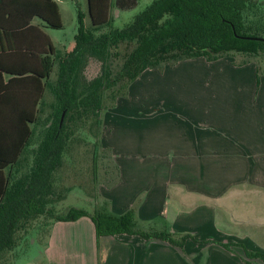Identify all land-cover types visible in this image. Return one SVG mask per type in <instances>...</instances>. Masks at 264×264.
<instances>
[{
	"label": "crops",
	"instance_id": "1",
	"mask_svg": "<svg viewBox=\"0 0 264 264\" xmlns=\"http://www.w3.org/2000/svg\"><path fill=\"white\" fill-rule=\"evenodd\" d=\"M32 24L50 42L47 31L58 30L38 18ZM15 52L13 29L0 31V84L13 76V68L32 63ZM226 57L190 58L203 76L162 79L140 94L136 111L122 99L105 115L102 145L115 172L99 184L98 205L112 214L132 213L145 231L190 233L196 241L188 239L180 248L128 234L97 239L89 216L55 222L72 230L75 241L86 234L91 255L89 261L76 257L78 264H98L99 246V264H264L246 257L241 247L216 243H242L264 253V68L259 75L254 57ZM152 73L156 68L144 70L129 91Z\"/></svg>",
	"mask_w": 264,
	"mask_h": 264
},
{
	"label": "trees",
	"instance_id": "2",
	"mask_svg": "<svg viewBox=\"0 0 264 264\" xmlns=\"http://www.w3.org/2000/svg\"><path fill=\"white\" fill-rule=\"evenodd\" d=\"M137 1L87 0L91 25L85 26L79 10L74 47L67 51L54 47L32 24L38 18L44 27L63 28L55 0H0V31L13 29V50L18 51L13 56L32 62L13 68V76L0 84V264H14L17 247L26 237L32 238L45 215L50 221L89 216L97 239L128 234L180 248L188 239L195 240L190 233L145 231L130 212L70 209L58 214L50 204L60 196L55 176L75 129L85 119L99 116L106 93L120 92L116 102L144 70L167 63L195 57L210 61L231 53L257 60L264 54V25L248 16V0H153L123 28L101 32L111 21L112 7L126 10ZM4 15L6 19L1 18ZM124 44L132 47L116 68ZM92 60L99 62V72L88 77L85 72ZM257 61L263 71L264 59ZM47 92L52 97L48 102ZM93 163L95 177V159ZM216 243L230 250L241 247L246 257L264 262V253L242 243Z\"/></svg>",
	"mask_w": 264,
	"mask_h": 264
},
{
	"label": "rangeland",
	"instance_id": "3",
	"mask_svg": "<svg viewBox=\"0 0 264 264\" xmlns=\"http://www.w3.org/2000/svg\"><path fill=\"white\" fill-rule=\"evenodd\" d=\"M152 1L138 0L134 7L126 10L112 7L110 10L111 21L108 25L101 27V32H107L113 28H123ZM56 2L59 6L63 28L48 30L47 34L54 47L63 49L74 43V36L78 27V11H81L86 27L91 25V20L88 14L87 0H56ZM248 3L251 8L249 9L248 16L254 21L259 22V24L264 25V0H248ZM131 47V44L121 46V55L114 63L116 68L120 66L124 56L130 51ZM232 54L234 53L226 57L227 60H230ZM261 59H264V54L257 58V60ZM257 60L254 59V61L258 62ZM191 62L195 63V61L189 59L183 60L178 65L177 63H167V70L165 69V65L161 68H156V72L158 73H154V77H152V73L149 81L142 82V85H138V83L134 84L130 92L131 83L126 95L117 99L116 102L115 97L120 92H117L115 95H112L111 92L106 93L104 107L99 116L85 119L81 128L75 129L74 136L68 143L63 155V164L59 168L58 173H56L54 181L55 190L57 193H60V196L51 199L50 203L56 213L64 214L69 212L70 209L72 211L86 210L91 213H94V211H108L107 208L97 203L99 184L112 180L115 172L109 152L102 145L108 131L105 125L107 111L111 110L112 107H116L119 100L122 101V99H125L126 107L130 105L131 109L136 111L140 94L154 89L156 83L162 79L172 80V78L178 77L184 81L185 78L203 76V69L193 67L194 65ZM164 71L166 74L160 76V73L163 74ZM260 71L259 75L262 73V69ZM98 72L99 62L92 60L85 73L88 77H93ZM45 99L47 102L52 99L48 92ZM97 119L103 120V123L97 124ZM94 159L96 161L95 177ZM50 220L46 215L40 217L38 228L32 238L26 237L22 241L23 243L17 247L19 256L16 258L14 264H68L69 260L70 264H78L76 257H81L82 261H89L91 253L86 234L83 233L75 241L69 238V234L72 236V230L71 232L70 230L66 232V229L62 225L61 227L56 225L57 223L55 222L59 221ZM64 238L70 239V242L68 240L64 242ZM102 258L99 246L98 264L101 263ZM87 261L82 264L87 263ZM11 264H13V261Z\"/></svg>",
	"mask_w": 264,
	"mask_h": 264
},
{
	"label": "water",
	"instance_id": "4",
	"mask_svg": "<svg viewBox=\"0 0 264 264\" xmlns=\"http://www.w3.org/2000/svg\"><path fill=\"white\" fill-rule=\"evenodd\" d=\"M246 38H250V39H257L256 37H246ZM63 117V116H62ZM62 117H61V120L62 121Z\"/></svg>",
	"mask_w": 264,
	"mask_h": 264
}]
</instances>
